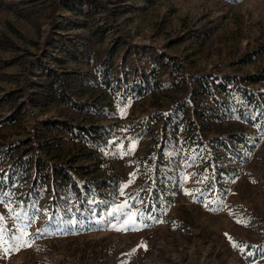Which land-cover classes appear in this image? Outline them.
Masks as SVG:
<instances>
[{
  "label": "rangeland",
  "instance_id": "1",
  "mask_svg": "<svg viewBox=\"0 0 264 264\" xmlns=\"http://www.w3.org/2000/svg\"><path fill=\"white\" fill-rule=\"evenodd\" d=\"M116 7L125 11L113 15ZM196 28L210 33L175 42ZM58 35L62 45L53 43ZM0 36L11 44L0 48V95L18 88L21 96L30 94L36 90L29 88L30 82L48 69L90 72L95 57L113 42L117 47L109 84H138L142 92L121 99L93 86L81 96L70 95L81 102L101 92V99L112 103L107 116L79 112L53 94L45 105L23 103L18 122L0 127V141H9L26 136L32 127L40 129L48 119L110 125L112 137L106 145L92 146L97 151L91 157L79 154L75 165L92 168L104 155L117 176L113 190L100 188L98 177H92L54 196L47 191L27 203L22 220H15L10 204L0 201L5 241L12 232L19 236L32 220L23 237L30 246L17 251L0 243V264H264V137L254 127L242 124L246 145L226 140L234 155L221 151L215 163L221 171L214 175H195L192 161L177 156L169 176L159 178L161 171L156 176L161 183L158 207L147 203L153 177L148 150L158 143V122L147 118L164 111L186 86L173 85L160 55L178 57L188 75L260 72L264 0H4ZM244 54L249 55L247 62L234 63ZM8 108L9 103L0 107V116ZM228 122L212 123L203 135L214 136ZM76 145L64 142L62 151L75 154ZM162 150L164 156L171 153ZM101 192L110 194L109 202L97 195ZM82 196L86 204L79 210L71 199ZM125 203L127 217L108 215ZM134 216V230H124Z\"/></svg>",
  "mask_w": 264,
  "mask_h": 264
},
{
  "label": "trees",
  "instance_id": "2",
  "mask_svg": "<svg viewBox=\"0 0 264 264\" xmlns=\"http://www.w3.org/2000/svg\"><path fill=\"white\" fill-rule=\"evenodd\" d=\"M144 1L151 3L153 0ZM3 2L4 0H0V8ZM123 9L124 7H116L113 15L125 11ZM70 10L73 11L72 8ZM209 33L210 30L206 28H196L177 36L175 42L203 38ZM53 43L62 45L64 39L58 35ZM10 45L5 36H0L1 49L10 48ZM116 47L117 42H113L97 55L90 72H59L48 69L37 77L38 80L30 82L29 88L36 89L30 94L23 93L21 96L20 88L2 93L0 107L9 103V108L0 116V127H11L18 122L23 103L45 105L54 99L53 94H56L57 100L71 108L96 116H107L112 111L111 101L101 99V92L94 99L81 102L70 100V95L81 96L85 88L102 86L112 97L123 99L127 96H140L142 92L138 84H109L111 55ZM159 58L173 85L186 86L182 88L181 95L173 98L164 111L152 112L147 118L148 122H158V143L154 149L148 150L150 155L147 156V162L152 165L153 176L150 178L151 186L147 187V203L155 209L159 205L155 202L159 194L157 188L161 187V183L156 182V176L160 171L162 174H159V178L169 176L173 172V161L177 156L192 161L195 175L204 172L214 175L216 169L221 171L216 168L218 164H215L222 158L219 153L222 151L234 155L226 140L246 145L242 124L254 127L257 134L264 137V66L260 72L253 74L188 75L178 57L162 54ZM248 59L249 55L244 54L234 63L243 64ZM68 90H73L74 93L68 94ZM19 97H22L20 102L14 104ZM230 120H236L238 124H233ZM222 121L229 122L223 128L218 127L217 134L209 138L203 135V132L211 129L212 123ZM110 133V125H84L64 119H48L40 129L32 127L24 137L0 141V201L10 204L15 220H22L27 217L24 212L27 203L40 199L47 191L54 196L57 191L66 192L86 181L89 183L92 177H98L100 188L115 189L117 176L113 173L110 162L102 158L104 155L96 158L92 168L75 165L79 154L91 157L92 152L97 151L92 146L96 149L105 146L112 137ZM64 142L77 144L76 153L63 152ZM162 147L168 148L171 153L164 156ZM84 151H87L86 154ZM97 195L106 196L107 201H110V194L101 192ZM72 203L79 210L86 204L83 196L72 198Z\"/></svg>",
  "mask_w": 264,
  "mask_h": 264
},
{
  "label": "snow or ice",
  "instance_id": "3",
  "mask_svg": "<svg viewBox=\"0 0 264 264\" xmlns=\"http://www.w3.org/2000/svg\"><path fill=\"white\" fill-rule=\"evenodd\" d=\"M131 150H134V147ZM125 187H127V185H125ZM125 207H127V203L119 206L118 208L114 209L112 212H109L108 215L113 216L117 214H123L125 217H127V213H123V208ZM135 215L138 216L139 213H136ZM31 222L32 220L31 218H29V222L24 226V229L21 230V234L18 236L15 232H12L10 235H8V239L6 241L4 240V230H0V243H8L11 247L16 248L17 251L24 246H30L28 240L24 239L23 237H24V230L27 229V227L31 224ZM134 225H135V216L133 217V220L131 222L125 224L124 230H128L130 227L133 228L134 230ZM28 236L39 238L38 235L35 233H29Z\"/></svg>",
  "mask_w": 264,
  "mask_h": 264
}]
</instances>
